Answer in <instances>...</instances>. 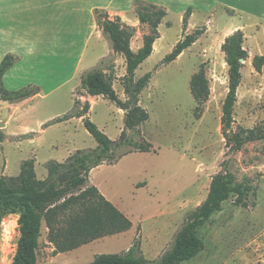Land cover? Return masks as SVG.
I'll use <instances>...</instances> for the list:
<instances>
[{"label":"rangeland","instance_id":"obj_1","mask_svg":"<svg viewBox=\"0 0 264 264\" xmlns=\"http://www.w3.org/2000/svg\"><path fill=\"white\" fill-rule=\"evenodd\" d=\"M152 5L141 1L136 8L144 13H153ZM181 5V1L172 0L169 6H165L168 15L162 26L160 48L135 73V80L153 73L140 95V105L148 111L150 119L131 132L137 142L150 144L151 151L141 153L127 147L120 149L117 156L128 150L133 153L111 166L106 163L93 170L90 175L92 185L89 182L86 187L94 185L103 191L109 201L128 214L133 227L80 249L79 257L72 260L74 264L92 263L103 254L128 252L135 243L139 244L138 251L146 260H160L189 216L207 199L211 181L220 172L228 173L234 184H245L251 188L249 206L235 205L237 196L232 195L223 204V210L215 213L198 230L205 250L182 264H264V141L247 143L240 151L234 152L227 145L228 137L223 134L221 122L223 104L229 91V67L222 50L227 38H224V29L251 25L244 13L262 17L264 7L254 0H211L207 5V17L201 13L202 8H197L192 33L201 30L203 34L196 47L164 65L163 60L174 49L172 45L186 36L184 34L181 39L185 28ZM254 30L251 27L248 32ZM139 31L137 34L136 29V37L132 39L135 46L141 34L150 33V27L141 25ZM96 52L97 48L92 47L85 63L97 57ZM96 67L112 73L114 88L120 99L125 101L123 78L126 62L122 55L114 54L111 48L100 63L83 75ZM201 69L209 81L210 96L203 113L198 116L190 82ZM242 75L232 130H264V65L261 72H257L252 63H247ZM81 80L79 77L46 99H37L33 104L34 116L46 119L48 123L58 116L80 112L89 103V113L93 107L90 120L111 140H118L124 129L125 112L103 97L89 96L82 89ZM3 86L11 91L7 82ZM75 100L80 105L74 107ZM65 121L51 123L53 125L45 135L47 143L38 151L27 147L13 150L11 146L19 136L6 138L0 133V177H17L25 161L35 160L37 177L42 179L48 172V162H63L78 150L97 147L83 121ZM93 200L96 202V198ZM19 219V211L0 212V264H11L16 255L21 236ZM43 242L38 264H73L69 256L54 255Z\"/></svg>","mask_w":264,"mask_h":264},{"label":"trees","instance_id":"obj_2","mask_svg":"<svg viewBox=\"0 0 264 264\" xmlns=\"http://www.w3.org/2000/svg\"><path fill=\"white\" fill-rule=\"evenodd\" d=\"M136 1V6L140 3ZM153 13L136 10L142 26H149L150 33L144 34V45L137 53L131 49V41L136 28L126 25L121 18L110 19L103 12L97 15L98 24L104 37L109 41L114 54L122 55L126 62V74L123 78L126 100L118 96L114 88V77L107 69L96 67L82 76L81 87L91 97H103L125 112L124 129L118 140H111L89 118L90 104L86 103L80 112H72L54 122L79 118L97 147L92 150H78L63 163L50 162L47 165L48 177L41 180L35 171V161H25L17 177H0V212L19 211L21 236L18 240L16 255L11 264H38L40 239L43 228L49 229V238L61 251L75 249L97 239L126 232L132 228V222L115 206L105 199L99 190L87 187L90 172L106 163L112 165L123 156L133 153L128 150L121 156L117 151L127 147L138 152H150L151 145L137 142L131 132L149 121L148 111L140 105V95L152 79V72L135 80L137 69L152 55L154 43L160 38L159 26L167 17L164 7L151 6ZM192 9L188 8L183 17L186 28ZM203 34L197 30L178 41L173 51L165 57L162 64L176 61L185 50L197 42ZM245 36L241 30L228 36L222 50L229 67V91L223 104V134L228 137V146L238 152L244 145L255 141H264V130H232L233 112L237 102V92L242 82V69L248 59L244 47ZM15 59L7 55L0 64V101L15 103L37 94L38 89L29 86L17 91H9L3 86V77L12 68ZM253 67L261 72L264 57L256 56ZM190 88L197 107L195 113H203L205 103L210 96L209 81L201 69L191 79ZM80 105L75 100L74 107ZM251 188L245 184H234L228 173L220 172L211 181L207 199L193 212L182 229L175 235L171 247L158 261H148L140 253L139 244L122 254H103L88 264H182L190 261L205 250V243L198 230L206 221L223 210V204L232 195H236L235 205L248 207V194ZM93 198H96L94 202Z\"/></svg>","mask_w":264,"mask_h":264},{"label":"crops","instance_id":"obj_3","mask_svg":"<svg viewBox=\"0 0 264 264\" xmlns=\"http://www.w3.org/2000/svg\"><path fill=\"white\" fill-rule=\"evenodd\" d=\"M136 1L137 0H0V63L7 55H12L15 59L14 65L7 71L2 82L4 85L5 82H7V88L11 91H17L29 86L38 89L36 95L20 102L10 103L0 101V133H3L6 138L19 136L13 142L11 149L20 151L22 148L27 147L30 150L38 151L44 148V144L47 143L45 135L49 127L53 125H51V123L60 116L47 123L46 119L43 120L34 116L35 106L33 104L37 99H46L49 96L55 95L62 87L82 77L85 71L93 68L96 64L100 63L103 57L109 54L111 50L109 47L110 45L104 38L98 24L97 15L99 12L108 14L111 19L116 17L121 18L127 25L135 27L137 29V34L140 33L139 27L141 25L135 13ZM140 1L164 8L167 5L169 6L172 2V0ZM179 1H181L182 4V17H184L188 8L192 9L188 25L184 28L182 39L184 34H191L195 29L192 23L197 15V8H202L203 10L201 13H204L207 17V5H210L211 0ZM254 1L257 2L260 7H264V0ZM244 14L248 17L250 21L249 24H252L237 25L232 26V28L226 27L224 29V38L234 34L238 30L244 33V47L249 54L248 59L244 62L246 65L247 63H253V59L256 56L264 57V15L260 17L248 12ZM164 21L165 19L159 26L160 38L154 43L153 53L160 48L163 38L162 26ZM251 27L255 28V32H248V29H251ZM143 36V34L140 35V41L137 42L136 46L133 40L131 41V49L133 52L137 53L138 50L143 47ZM174 45L175 44L172 45V48L175 47ZM195 45L196 43L185 50L184 53L186 51H192V49L196 47ZM92 47L94 49L97 48V57L85 63L86 57ZM99 48H101V50ZM85 67H87L86 70H84ZM92 110L93 107L89 115H91ZM78 119L79 118H73L65 122ZM79 120L82 121V119ZM53 161L58 163L65 162ZM93 170L91 172H93ZM91 172L89 174L90 183ZM48 174L49 173L46 172V177L41 180L46 179ZM85 189L86 187H83V190ZM97 189L99 190V188ZM99 192L109 201L107 195L103 191L101 192L99 190ZM109 202L115 206L111 201ZM115 207L129 219V216H127L128 214L122 212L117 206ZM42 237L45 239L42 240ZM42 237L40 239V247L41 242L44 241V245L46 244L47 249L51 250L54 255L59 257L67 255L70 257L71 263H73L72 260L74 258L79 257L80 249L93 245L95 241L100 240L97 239L75 249L61 251L58 246L50 240L49 229L46 226H44ZM101 239L103 240V238Z\"/></svg>","mask_w":264,"mask_h":264}]
</instances>
